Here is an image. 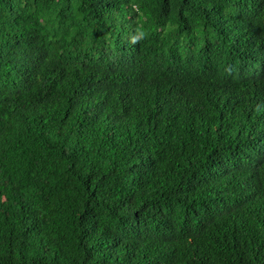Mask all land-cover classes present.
I'll return each instance as SVG.
<instances>
[{
    "label": "trees",
    "instance_id": "1",
    "mask_svg": "<svg viewBox=\"0 0 264 264\" xmlns=\"http://www.w3.org/2000/svg\"><path fill=\"white\" fill-rule=\"evenodd\" d=\"M0 264H264V0H0Z\"/></svg>",
    "mask_w": 264,
    "mask_h": 264
}]
</instances>
